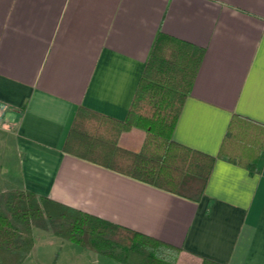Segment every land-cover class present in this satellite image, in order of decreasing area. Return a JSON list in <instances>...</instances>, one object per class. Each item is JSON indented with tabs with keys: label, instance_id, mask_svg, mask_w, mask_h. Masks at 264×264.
<instances>
[{
	"label": "crops",
	"instance_id": "obj_1",
	"mask_svg": "<svg viewBox=\"0 0 264 264\" xmlns=\"http://www.w3.org/2000/svg\"><path fill=\"white\" fill-rule=\"evenodd\" d=\"M159 33L204 48L173 133L217 157L199 201L63 149L79 106L127 117ZM0 102V193L131 228L183 264H264V0H0Z\"/></svg>",
	"mask_w": 264,
	"mask_h": 264
},
{
	"label": "trees",
	"instance_id": "obj_2",
	"mask_svg": "<svg viewBox=\"0 0 264 264\" xmlns=\"http://www.w3.org/2000/svg\"><path fill=\"white\" fill-rule=\"evenodd\" d=\"M204 48L159 33L146 63L129 113L119 120L79 106L67 134L65 152L156 188L199 201L216 156L178 143L174 129L191 93ZM230 124L224 146L233 137ZM144 130L138 150L120 144L122 133ZM253 170V164L249 165ZM36 230L77 241L124 264H176L164 253L180 250L163 241L32 191L0 193V264H22L35 245ZM202 264H222L204 258Z\"/></svg>",
	"mask_w": 264,
	"mask_h": 264
},
{
	"label": "rangeland",
	"instance_id": "obj_3",
	"mask_svg": "<svg viewBox=\"0 0 264 264\" xmlns=\"http://www.w3.org/2000/svg\"><path fill=\"white\" fill-rule=\"evenodd\" d=\"M144 139V130L132 128L127 131L122 145H136ZM7 163V162H6ZM5 165L2 162V165ZM36 241L34 248L28 252L22 264H124L122 252L117 251L115 257H111L87 247L70 239H64L52 231L36 230ZM163 258L176 264H183L179 253H164ZM203 259L199 262L202 264Z\"/></svg>",
	"mask_w": 264,
	"mask_h": 264
},
{
	"label": "built area",
	"instance_id": "obj_4",
	"mask_svg": "<svg viewBox=\"0 0 264 264\" xmlns=\"http://www.w3.org/2000/svg\"><path fill=\"white\" fill-rule=\"evenodd\" d=\"M6 110H7V105L3 102H0V124L2 122V118Z\"/></svg>",
	"mask_w": 264,
	"mask_h": 264
}]
</instances>
